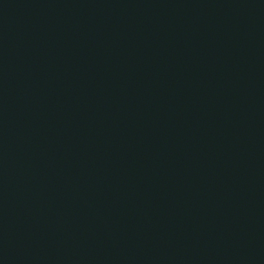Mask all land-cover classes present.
<instances>
[{
    "label": "water",
    "instance_id": "95a60500",
    "mask_svg": "<svg viewBox=\"0 0 264 264\" xmlns=\"http://www.w3.org/2000/svg\"><path fill=\"white\" fill-rule=\"evenodd\" d=\"M0 264H264V0H0Z\"/></svg>",
    "mask_w": 264,
    "mask_h": 264
}]
</instances>
